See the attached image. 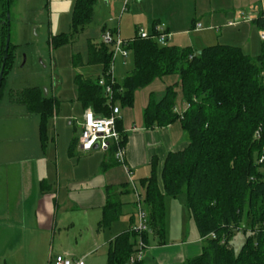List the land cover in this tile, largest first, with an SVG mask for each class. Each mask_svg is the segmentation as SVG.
Masks as SVG:
<instances>
[{
  "label": "crops",
  "instance_id": "crops-1",
  "mask_svg": "<svg viewBox=\"0 0 264 264\" xmlns=\"http://www.w3.org/2000/svg\"><path fill=\"white\" fill-rule=\"evenodd\" d=\"M73 2L74 11L76 0ZM123 5L124 0H97L93 17L83 31L101 13L102 20H106L99 27L101 39L106 30H111L131 41L144 24L149 32L155 25L164 27L172 35L168 44L199 52L223 44L240 47L253 56L246 49L256 50L259 55L264 43V29L254 22L264 16V0H130L128 9L122 11L127 13L113 21ZM183 11L188 14L183 15ZM101 43L90 39L86 60L81 55L72 57L79 70L76 84L78 75L90 79L103 76V63L89 61L91 44ZM116 57L112 76L122 82L134 71V56ZM180 83L178 74L166 75L138 90L133 106L115 103L121 109V127L127 134L124 163L117 161L112 150L80 149V122L90 107L80 101L78 86L69 102L60 101L64 91L56 87L57 82L51 94L42 88L53 99L55 108L44 140L40 115L12 99V91L24 89H10L8 98L4 91L0 100V264H49L59 255L83 258L85 264H109L111 243L139 222L140 193H144L143 207L148 212L147 179L155 170L162 188L168 154L189 145L181 119L166 126L146 124L145 110L151 97L159 101L166 88L174 84L178 93L176 110L183 113L188 104ZM108 201L115 205L117 216L104 223ZM185 213L189 215L188 210ZM146 234L131 238L136 243L130 257H136L139 241L143 240V259L133 263L129 257L124 264H185L203 252L204 239L200 235L191 240L181 236L177 241H167L165 231L160 236L151 227Z\"/></svg>",
  "mask_w": 264,
  "mask_h": 264
},
{
  "label": "trees",
  "instance_id": "trees-1",
  "mask_svg": "<svg viewBox=\"0 0 264 264\" xmlns=\"http://www.w3.org/2000/svg\"><path fill=\"white\" fill-rule=\"evenodd\" d=\"M14 1L0 0V71L8 53L0 100L13 62L11 42L8 52L5 48L7 12ZM96 1L76 0L71 31L53 36L51 44H66L83 31L93 17ZM254 22L264 29L263 15ZM127 49L134 54L135 68L122 82L115 81L112 98L99 84L101 78L111 82L109 71L114 54L103 42L99 46L91 44L89 60L103 63V76L90 79L78 75L77 86L84 107H92L99 116H109L116 102L122 107L133 106L136 92L155 79L180 76L183 99L188 104L183 113L176 110L175 84L166 88L159 101L152 96L145 110L149 127L181 119L189 140L187 148L168 154L162 188L155 170L147 179L145 203L151 230L163 236L166 199L185 195L189 217L204 239L202 254L185 264H264V161L260 162L264 156V43L257 57L232 45L215 44L199 52L172 44L163 46L153 38L137 36ZM11 96L25 103L29 112L40 115L44 140L48 120L55 111L53 99L38 86L12 91ZM117 126L126 144L121 118ZM106 210L103 222L110 223L117 216L115 205L108 201ZM236 231L249 232L239 251L231 243ZM133 235L138 233L130 231L115 238L109 264L128 260L136 243L131 240Z\"/></svg>",
  "mask_w": 264,
  "mask_h": 264
},
{
  "label": "rangeland",
  "instance_id": "rangeland-1",
  "mask_svg": "<svg viewBox=\"0 0 264 264\" xmlns=\"http://www.w3.org/2000/svg\"><path fill=\"white\" fill-rule=\"evenodd\" d=\"M71 2L72 0H15L12 3L9 28L13 62L5 81L3 90L5 98L9 97L10 89L20 90L35 86L48 90L51 94L56 82V87L64 91L59 95L60 101L69 102L74 94L76 96L75 76L79 70L74 67L72 57L81 55L86 60L89 53V41L93 39L101 43L99 27L106 20H102L101 13H97L90 28L74 36L68 43L53 48L50 44L51 36L71 31L73 17ZM122 11L123 6L121 10L115 12L113 21L114 19L119 21L120 17L127 13ZM182 14L187 15L188 13L183 11ZM107 15L110 20L108 12ZM143 27L148 31L146 25L143 24ZM110 47L112 48L111 45ZM247 49L246 51L253 55L252 57H257L258 51ZM118 56L122 55L116 57L120 60L121 57ZM128 56H134L133 52L129 51ZM140 194L144 199V193ZM185 201V195L179 198H167L165 230L167 241H177L181 239V236L188 240L199 236L195 223L189 215L186 216ZM247 235L249 232L244 233L243 231H236L233 234L231 243L235 251L240 250ZM151 236L153 237L154 234Z\"/></svg>",
  "mask_w": 264,
  "mask_h": 264
},
{
  "label": "built area",
  "instance_id": "built-area-1",
  "mask_svg": "<svg viewBox=\"0 0 264 264\" xmlns=\"http://www.w3.org/2000/svg\"><path fill=\"white\" fill-rule=\"evenodd\" d=\"M130 0H124L123 11L128 9ZM201 26V24H199ZM137 37L141 39L153 38L160 45L166 46L169 43L172 35L167 32L166 29L160 25H155L152 32L147 31L143 27H140L137 33ZM264 39V34H263ZM102 42L112 46L113 58L117 55L128 56L127 46L130 41H126L121 38L119 34L115 35L114 31L106 30L102 34ZM111 82L108 83L104 78H101L99 84L105 88L106 94L109 98H112L113 84L115 78L112 76V66L109 71ZM121 118V109L118 106L112 107V112L109 116H99L95 113L92 107L88 108L83 116L81 126V134L79 136V147L83 152L91 151L98 144V148L104 151L114 149L115 157L119 163L125 162L126 146L122 143V134L118 129L117 121ZM259 135V132H257ZM264 161V156L260 158V162ZM141 194H138L139 203V222L131 227L132 232H136L142 235L149 230L150 222L148 212L143 207ZM142 237V236H141ZM212 237H215L212 234ZM139 251L136 257L131 256L130 261L135 263L143 259V247L145 246L143 240L139 241ZM49 264H85L83 258L73 259L66 255L57 256Z\"/></svg>",
  "mask_w": 264,
  "mask_h": 264
},
{
  "label": "water",
  "instance_id": "water-1",
  "mask_svg": "<svg viewBox=\"0 0 264 264\" xmlns=\"http://www.w3.org/2000/svg\"><path fill=\"white\" fill-rule=\"evenodd\" d=\"M7 19H8V33H7V40H6V51L8 52L9 50V47H10V42H11V35H10V11L7 12ZM7 58H8V53L5 54L4 56V62L2 64V68H1V71H0V87L2 85V81H3V77H4V69H5V65H6V61H7ZM98 147V144L95 145V148Z\"/></svg>",
  "mask_w": 264,
  "mask_h": 264
}]
</instances>
